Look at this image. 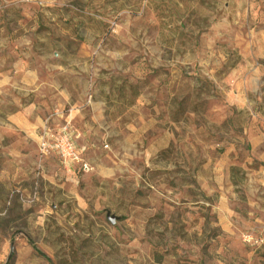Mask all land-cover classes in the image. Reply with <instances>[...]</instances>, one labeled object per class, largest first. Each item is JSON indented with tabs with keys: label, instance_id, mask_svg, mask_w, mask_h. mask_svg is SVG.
Segmentation results:
<instances>
[{
	"label": "rangeland",
	"instance_id": "1",
	"mask_svg": "<svg viewBox=\"0 0 264 264\" xmlns=\"http://www.w3.org/2000/svg\"><path fill=\"white\" fill-rule=\"evenodd\" d=\"M0 264H264V0H0Z\"/></svg>",
	"mask_w": 264,
	"mask_h": 264
},
{
	"label": "built area",
	"instance_id": "2",
	"mask_svg": "<svg viewBox=\"0 0 264 264\" xmlns=\"http://www.w3.org/2000/svg\"><path fill=\"white\" fill-rule=\"evenodd\" d=\"M38 147L43 153H55L66 163L82 164L73 136L66 125H62L56 132L48 131L41 135Z\"/></svg>",
	"mask_w": 264,
	"mask_h": 264
},
{
	"label": "trees",
	"instance_id": "3",
	"mask_svg": "<svg viewBox=\"0 0 264 264\" xmlns=\"http://www.w3.org/2000/svg\"><path fill=\"white\" fill-rule=\"evenodd\" d=\"M133 90V95H137V86L130 87Z\"/></svg>",
	"mask_w": 264,
	"mask_h": 264
},
{
	"label": "water",
	"instance_id": "4",
	"mask_svg": "<svg viewBox=\"0 0 264 264\" xmlns=\"http://www.w3.org/2000/svg\"><path fill=\"white\" fill-rule=\"evenodd\" d=\"M110 221H111V223H113V222H114V220H113L112 218L110 219Z\"/></svg>",
	"mask_w": 264,
	"mask_h": 264
}]
</instances>
